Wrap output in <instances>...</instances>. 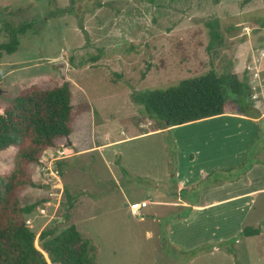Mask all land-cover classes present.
<instances>
[{
  "label": "rangeland",
  "instance_id": "obj_1",
  "mask_svg": "<svg viewBox=\"0 0 264 264\" xmlns=\"http://www.w3.org/2000/svg\"><path fill=\"white\" fill-rule=\"evenodd\" d=\"M211 22L219 23L223 56L251 89L247 99L241 97L244 114L257 118L264 112V0H0V45L10 42L12 31L29 27L18 37L17 52L2 54L0 112L33 85L50 89L69 81L77 116L68 140L87 150L55 163L61 187L39 178L45 157L32 177L37 187L21 193L24 205L38 204L26 221L39 251L43 231L57 228L58 234L74 224L90 242L95 264H264V195L250 210L237 202L192 225L130 214L132 203L173 194L176 175L191 166L198 184L184 197L193 200L206 188L209 198L240 191L242 182H228L256 162L264 170V117L255 123L218 116L159 132L134 99L208 73ZM253 65L262 69L257 100L247 69ZM64 147L66 140L48 152ZM16 156L14 148L0 153V175L14 171ZM202 170L208 180H201ZM246 212L257 221L251 217L243 226ZM246 227L261 235L247 238ZM215 245L221 247L215 256L204 253L189 262L192 249Z\"/></svg>",
  "mask_w": 264,
  "mask_h": 264
},
{
  "label": "trees",
  "instance_id": "obj_2",
  "mask_svg": "<svg viewBox=\"0 0 264 264\" xmlns=\"http://www.w3.org/2000/svg\"><path fill=\"white\" fill-rule=\"evenodd\" d=\"M213 2L219 4L220 0ZM207 27L210 34L207 52L212 67L208 73L166 90L155 89L134 96L156 121L158 130L228 114H244L241 97L247 99L251 89L238 80L231 61L223 56L224 38L219 23L211 22ZM28 28L25 25L10 33V42L0 45V59L3 52H17L18 37ZM70 87L69 81L50 89L33 85L0 112V153L11 148L17 150L14 171L0 175V264H50L49 258L53 264H95L90 242L83 239L74 224L58 234L57 228L43 231L39 251L35 247L36 233L26 221L38 204L24 205L21 199L23 191L37 187L32 177L44 164L48 150L71 135L77 113ZM65 193L68 195V191ZM72 208L70 201L64 218L70 217ZM259 233L255 229L243 231L245 236ZM198 252L189 253V259ZM43 253L48 254L47 258Z\"/></svg>",
  "mask_w": 264,
  "mask_h": 264
},
{
  "label": "crops",
  "instance_id": "obj_3",
  "mask_svg": "<svg viewBox=\"0 0 264 264\" xmlns=\"http://www.w3.org/2000/svg\"><path fill=\"white\" fill-rule=\"evenodd\" d=\"M264 52V51H263ZM2 57L0 59V73H1V69L4 66L3 65V61H2ZM262 66V64H261ZM254 69L251 70L250 72L253 73V79L251 80L252 83V88L254 89V97L253 100H257L260 95L259 93H256L257 90H259L260 88L263 87V85L261 84L262 81V77H261V70L258 67H256V65L252 66ZM248 68V67H247ZM252 96V93H251ZM251 101V99H250ZM225 116H238L241 119H245L248 121L253 120V122L255 123H259L258 121L260 119H262L264 117V112L262 114H260L259 117L257 118H251L246 116L245 114L243 115H225ZM250 119V120H249ZM207 120V119H205ZM204 120H200L197 122H193V123H199L202 122ZM193 123H189V124H185L182 125L180 127L183 128H188L191 126H194L195 124ZM193 124V125H190ZM202 124V123H199ZM190 125V126H187ZM175 128V127H172ZM171 128H166V129H162V130H156V131H163V132H170ZM150 133H155L154 131H151ZM67 144L69 146V148L71 149V154H73V151L75 153L76 156H79V154L86 152L85 151H79L77 149H75V144L73 142H69V140H66ZM208 142V138L204 140V144L207 145ZM117 142H115L114 144H116ZM166 145V144H165ZM107 146V145H104ZM103 147V146H102ZM101 146L95 147L98 149H103ZM50 152V151H49ZM197 155L201 156L202 153H200L199 151H196ZM191 159V165H193V163H196V157L192 155ZM260 162H256L253 165H251L246 172L236 181V182H228V184H234L237 182H242L244 187L240 190L237 191L233 194H231V192L227 193L226 195H223L222 193H220L219 195H216L213 198H209L207 191V188L205 189V193L203 195V197L201 199L198 200H193L191 198H186L184 197V193L188 192L189 190L194 189L197 186V181H196V177L193 173L192 166L189 170L188 173L186 174H177L176 178L178 180V184L175 188V192L169 196H158L159 198H155L154 200H143L141 202H135L132 203L130 205V214H131V206L133 204H140L142 202L146 203V206L141 210V220H145L147 218L151 219L152 221L155 220H160L161 217H165L167 218L170 223H181V224H186L187 225H192L195 220L198 219H203V217L206 215V217L208 218L207 214L210 213L212 210L214 209H219V208H223L226 207L230 204H234V203H244L243 207H247L248 210H250V207L252 204H256V198L263 196L264 195V170H262L259 166ZM209 170V169H207ZM202 174V179L201 180H208V178L211 176L208 174L207 171L202 170L201 172ZM226 184H222L220 187V190L222 191L224 186ZM210 189V188H208ZM117 191V190H116ZM119 192V191H118ZM111 195V197H107V199H111L116 193ZM106 199V198H105ZM255 200V201H253ZM253 201V203H252ZM144 209H148L147 212L144 213L143 216V210ZM132 215V214H131ZM219 216V215H218ZM135 217V216H134ZM216 217V216H215ZM251 217H253V221H257L255 218V215H251V212H246L245 218L242 220L241 225H246V222L248 220H251ZM253 223H258V222H253ZM245 229H253V228H243V231ZM255 230H259V234L258 235H254V236H247V238H254L257 236L261 235V231L260 229H255ZM151 235V234H150ZM216 234H213V236ZM222 239V238H221ZM172 245H174V242H172ZM198 250V254L196 256H194L193 258L189 259V262L192 261L195 257H199L200 255L204 254V253H211L212 256H215V254L217 252H220L221 247L215 245L212 250L209 249L208 251L205 250L204 248H195L192 249L189 253L194 252ZM211 250V251H210ZM223 251V250H222ZM189 258V256H188Z\"/></svg>",
  "mask_w": 264,
  "mask_h": 264
},
{
  "label": "built area",
  "instance_id": "obj_4",
  "mask_svg": "<svg viewBox=\"0 0 264 264\" xmlns=\"http://www.w3.org/2000/svg\"><path fill=\"white\" fill-rule=\"evenodd\" d=\"M264 55V52L262 53ZM261 62V61H260ZM251 67V68H250ZM248 70H253L254 68L252 66H248ZM69 152H71V149L68 147H64L62 150H58L56 154L51 155V153L47 154V165L42 169V174L39 173V178L43 180L44 184H50L53 183V186H58L60 182V171L57 169V166L55 165L56 162L63 160L64 158L70 156ZM61 190V189H60ZM146 206L145 202H142L140 204H133L131 206V214L135 217H142L141 210ZM45 212V211H43ZM28 223V222H27Z\"/></svg>",
  "mask_w": 264,
  "mask_h": 264
},
{
  "label": "water",
  "instance_id": "obj_5",
  "mask_svg": "<svg viewBox=\"0 0 264 264\" xmlns=\"http://www.w3.org/2000/svg\"><path fill=\"white\" fill-rule=\"evenodd\" d=\"M68 140V139H67ZM54 203L56 202V201H53Z\"/></svg>",
  "mask_w": 264,
  "mask_h": 264
}]
</instances>
